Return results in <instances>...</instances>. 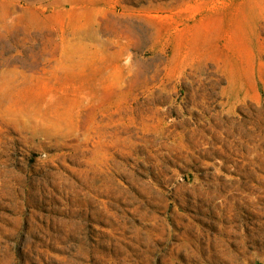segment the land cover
Wrapping results in <instances>:
<instances>
[{"label":"rangeland","instance_id":"1","mask_svg":"<svg viewBox=\"0 0 264 264\" xmlns=\"http://www.w3.org/2000/svg\"><path fill=\"white\" fill-rule=\"evenodd\" d=\"M0 264H264V0H0Z\"/></svg>","mask_w":264,"mask_h":264}]
</instances>
